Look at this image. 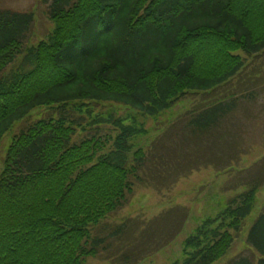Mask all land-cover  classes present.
Masks as SVG:
<instances>
[{"label": "trees", "instance_id": "16d2710c", "mask_svg": "<svg viewBox=\"0 0 264 264\" xmlns=\"http://www.w3.org/2000/svg\"><path fill=\"white\" fill-rule=\"evenodd\" d=\"M43 2L57 29L29 50L30 66L8 77L3 73L24 53L35 16L0 9V142L16 121L57 107L36 114L7 148L0 174V264H87L127 231V222L106 220L128 205L137 184L168 188L210 164L216 146L207 136L221 138L215 133L241 101L231 84L250 65L247 58L264 53V0ZM187 95L202 100L145 149L133 143L146 134L143 126L98 115L83 136L84 114L76 117L70 109L105 102L158 116ZM106 123L114 133L105 132ZM263 184L264 174L249 178L246 190L207 222L221 223L210 241L187 240L198 245L182 264H213L225 256ZM246 242L252 255L229 264H264V206Z\"/></svg>", "mask_w": 264, "mask_h": 264}, {"label": "rangeland", "instance_id": "374dc122", "mask_svg": "<svg viewBox=\"0 0 264 264\" xmlns=\"http://www.w3.org/2000/svg\"><path fill=\"white\" fill-rule=\"evenodd\" d=\"M47 5L43 0H0V9L32 12L35 16L30 42L24 48V53L7 67L4 76L23 71L25 64L30 66V58L27 57L31 53L29 50L37 48L42 41H47L50 34L57 29V22L47 15ZM237 53L245 55L241 50ZM247 60L250 65L231 84L238 94L242 93L239 95L241 101L238 107L230 117L223 120L220 130L215 133L221 134L219 140L214 142L215 135L207 136L212 138L208 142L216 146L211 151L213 154L207 158L210 164L194 170L175 183L166 184L168 188L156 184L144 187L137 184L128 205L106 220L112 225L127 222V231L121 238L113 240L106 249L101 250L102 254L97 258H89L87 264H122L126 254L130 261L125 264H182L195 251V245H198H187V240L194 236L197 237V243L200 241L203 245L207 244L213 231L221 224L218 221L209 226L207 222L216 219L219 212L227 208L233 196L246 190L249 178L264 174V166L260 163L264 160V53ZM186 97L188 98L180 100L158 116H147L129 106L105 102H87L82 105L83 110H78L79 104H75L70 109L76 117L80 116V111L84 114L87 130L81 132L83 136L88 130H92L89 123L98 115L122 118L127 125L136 123L143 126L147 130L146 134L137 135L133 138V143L134 148L145 149L154 137L164 132L193 103L202 100L201 95ZM56 108H39L25 119L16 121L4 134L0 142V174L12 138L35 120L37 115L47 116ZM88 110L92 111V116L86 112ZM106 124L105 132L114 133L115 129L110 128L112 124ZM183 138H180L178 146L185 143ZM133 152L128 154V159L132 158ZM196 153L200 157L201 152L198 149ZM263 206L264 184L256 192L253 211L231 249L213 264H229L236 257L252 255L253 251L247 246L246 237ZM181 223L183 225L179 230Z\"/></svg>", "mask_w": 264, "mask_h": 264}]
</instances>
